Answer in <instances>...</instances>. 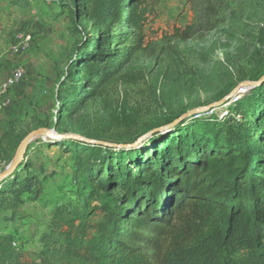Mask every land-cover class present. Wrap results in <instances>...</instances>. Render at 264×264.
Returning a JSON list of instances; mask_svg holds the SVG:
<instances>
[{
  "label": "rangeland",
  "instance_id": "obj_1",
  "mask_svg": "<svg viewBox=\"0 0 264 264\" xmlns=\"http://www.w3.org/2000/svg\"><path fill=\"white\" fill-rule=\"evenodd\" d=\"M212 2L215 29L182 40L176 30L192 22L190 0H159L145 24L144 49L137 52L135 31L115 24L108 49L114 72L103 83L94 79L96 88H81V108L72 110L64 104L65 85L73 74L83 81L85 45L101 27L78 19L74 0H0V139L16 135L24 141L35 130L47 132L30 140L21 161L39 176V195L12 210L0 208V236H12L19 264H67L44 255L43 240L56 211L82 208L74 153L86 155V143L96 144L67 135L116 143L121 160L132 149L190 145L209 117L233 116L228 111L237 100L260 99L264 106V88L254 95L253 88L240 87L264 76V0ZM18 34L31 36L25 49H18ZM17 67L26 69L25 79L3 91ZM195 109L201 111L178 120ZM3 142L0 173L20 147ZM89 202L91 224H97L103 213L98 201Z\"/></svg>",
  "mask_w": 264,
  "mask_h": 264
},
{
  "label": "trees",
  "instance_id": "obj_2",
  "mask_svg": "<svg viewBox=\"0 0 264 264\" xmlns=\"http://www.w3.org/2000/svg\"><path fill=\"white\" fill-rule=\"evenodd\" d=\"M158 2L74 0L76 17L101 29L85 45L83 81L73 74L65 85L67 109L81 108V88H96L113 74L108 49L115 24L135 31V52L144 49L145 24ZM190 2L192 22L176 30L182 40L216 27L212 0ZM263 88L264 82L253 94ZM258 100H237L228 118L209 117L190 145L132 149L117 160L116 147L86 143V155L74 153L73 180L82 208L56 211L43 240L44 255L67 264H264V106ZM6 138L0 145L18 147L24 136ZM29 167L21 162L0 179V208L12 210L37 198L41 180ZM93 200L103 213L97 224L90 221ZM20 257L12 236L1 235L0 264H19Z\"/></svg>",
  "mask_w": 264,
  "mask_h": 264
},
{
  "label": "water",
  "instance_id": "obj_3",
  "mask_svg": "<svg viewBox=\"0 0 264 264\" xmlns=\"http://www.w3.org/2000/svg\"><path fill=\"white\" fill-rule=\"evenodd\" d=\"M263 82H264V76L257 81H246V82L242 83L241 84L242 86H240V87L254 88L256 86L261 85ZM223 101L224 100H221V101H219V103H222ZM199 111H201V109H195L191 112H188L187 114H183L178 120L181 121V120L187 118L188 116H190V114H191V116L196 115ZM45 134H47V132L45 130L38 129V130L31 132L29 135H27L25 140L20 144L18 153H17L14 161L12 162V164L7 169H5L2 173H0V179L6 177L11 171H13L15 168H17L20 165V163L24 157L27 144L30 142V140L35 136L45 135ZM66 137H73L75 139H79V140H83V141H87V142H94L96 144H100V145H103L105 147H110V148H114V147L118 146V144H116V143H110V142H105V141H101V140H90V139H87V138H84L81 136H68L67 135Z\"/></svg>",
  "mask_w": 264,
  "mask_h": 264
},
{
  "label": "built area",
  "instance_id": "obj_4",
  "mask_svg": "<svg viewBox=\"0 0 264 264\" xmlns=\"http://www.w3.org/2000/svg\"><path fill=\"white\" fill-rule=\"evenodd\" d=\"M16 40L18 42V49H25L28 45L29 41L31 40V36L24 35V34H18L16 36ZM26 77V69L23 67H17L15 68L11 75L7 78L4 86L3 91H6L8 88H11L19 83H21ZM223 117V115H222ZM13 246H16V242L13 241ZM16 248V247H15Z\"/></svg>",
  "mask_w": 264,
  "mask_h": 264
}]
</instances>
